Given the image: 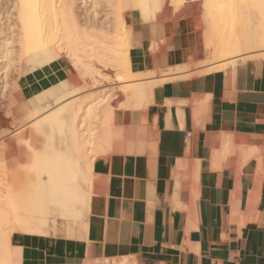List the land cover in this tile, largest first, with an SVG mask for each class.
<instances>
[{
	"label": "crops",
	"instance_id": "crops-1",
	"mask_svg": "<svg viewBox=\"0 0 264 264\" xmlns=\"http://www.w3.org/2000/svg\"><path fill=\"white\" fill-rule=\"evenodd\" d=\"M142 21L124 16L130 70L151 75L135 81L158 85L141 100L120 92L111 117L121 138L140 146L116 131L117 151L92 162L86 229L14 232L19 264H264V58L232 75L203 71V37L190 17ZM61 69L19 77L21 96L62 77Z\"/></svg>",
	"mask_w": 264,
	"mask_h": 264
},
{
	"label": "bare ground",
	"instance_id": "bare-ground-1",
	"mask_svg": "<svg viewBox=\"0 0 264 264\" xmlns=\"http://www.w3.org/2000/svg\"><path fill=\"white\" fill-rule=\"evenodd\" d=\"M105 1L111 5L110 7L114 6L112 11L116 16L115 20L117 19L118 25H116L120 29L115 30L117 34L114 46L111 44L105 47H95L98 50H94L91 55L96 59L97 57L99 59V56L105 57L110 66L111 64L112 67L116 66L117 81L124 79V84L119 86L128 101L141 100L145 94L151 93L149 91L154 86V81L155 86L157 84V78L152 82L150 78V80L145 78L149 82L147 80L141 82L142 79L140 82H138L139 80L135 81L138 77H147L145 75H150V73H134L130 70L128 50L131 40L129 41L126 37L128 33L124 22V16L128 13H138L141 19L146 22L166 17L178 19L198 13L199 24L197 26L202 29L204 54L206 53L202 65L203 62L209 65L206 66L208 69L203 67V71H228L232 75L238 66L246 65L257 57H264V0ZM3 6V4L0 5V22L2 23V18H5V22L0 24V94L4 96V93L8 92H5L6 89L10 87L13 89L12 84L16 80H12L13 82L10 83L7 81V75L10 79H12L11 77L15 78L14 73L13 76H10L9 72L12 70H17L16 73L19 77L39 69L49 68L53 64L60 65L63 70L62 77L26 99L21 96L17 83L16 86L14 84L17 93L12 94V97L10 94L13 92L8 93L10 95L8 97L9 104L14 106L8 104L10 108L12 107L11 109L7 106L11 113L6 110L11 115V122L6 120L7 117L4 118L7 113L2 116L1 106L3 103L0 104V136L6 133L7 137H12L5 138L12 142V147L4 151V154H8L10 157V163L2 161L3 164L1 163L0 166V264H19V248L10 243V237L14 232L72 236L76 227L86 229V216L89 212L88 207L92 195V162L97 153L112 146L113 136H115L118 127H122L121 125L111 127L113 109L110 107L113 108V105L108 108L106 102V107L102 106L101 111L96 113L99 108L97 106L100 104L98 102H104V97L99 98L98 102L95 100L93 103V100V102L87 103L84 109L85 119L82 122L85 124L83 126L76 121L80 109L79 104L75 99H68L77 90L73 86L75 76L73 77L70 66L79 63L83 71H77V73L89 72L90 74L93 64L81 62L75 53L77 48L71 38L75 33L77 35L78 29L72 3L69 4L65 1L56 3L55 0H8L5 8ZM153 42L151 41V44ZM156 44H158V40ZM156 50L155 52L149 51L155 54L159 51ZM70 57H73V61ZM190 64H195V62ZM186 65L184 66L186 67ZM161 70L156 71L162 73ZM173 70L171 69V71ZM164 74L166 73L164 72ZM172 76L174 78V75ZM172 79L170 76V80ZM162 80H160L161 83ZM8 83L11 86L6 88ZM14 97L16 103L17 99L21 98L25 103L18 106L20 102L18 101L16 106L13 101ZM10 98H13L12 102ZM105 98L108 101V97ZM145 103L147 104V101ZM20 115H23L21 117L24 119L20 124L26 122V125L29 126L27 133L24 131L25 134L30 133V137L25 135L22 138L23 146L19 145L21 137H17V133H20V130L18 132L20 124H17L16 121L21 119L18 118ZM98 117L95 127L92 120L94 118L97 120ZM7 121L11 123L10 126ZM26 125L21 127L23 128L22 135ZM28 131L30 132L28 133ZM121 132L120 129L119 134L117 131V134L120 135L119 141L123 139ZM22 135L20 134V136ZM17 138L19 141H16ZM124 141L125 139H123ZM1 142L2 145L6 144L5 140ZM127 142L128 144L130 142V145L131 143L135 144L131 140ZM137 145L139 144L134 146ZM114 148L111 149L114 150L113 152L116 150ZM2 150L0 151L1 155H4ZM129 262L123 258L119 262L113 260L107 264H131ZM104 263L102 261L100 263L86 262V264Z\"/></svg>",
	"mask_w": 264,
	"mask_h": 264
},
{
	"label": "rangeland",
	"instance_id": "rangeland-1",
	"mask_svg": "<svg viewBox=\"0 0 264 264\" xmlns=\"http://www.w3.org/2000/svg\"><path fill=\"white\" fill-rule=\"evenodd\" d=\"M6 1H8V0H0V5L1 4L4 5L3 8H5ZM55 1H56V3H59L60 1H65L69 4L72 3V9L74 12V19H75V23L77 25L76 28L78 29L77 35L75 33L71 38L73 43L75 44V47L77 48L75 53L77 54V56L79 57L81 62H84V63L89 64V65L93 64L92 65L93 68L91 69L92 73L90 71V74H89V72L88 73L81 72L78 74L77 71L78 72L83 71V68L81 65H79V63L74 64V65L71 64V66H70L72 71H73V77L75 76L73 78V86H75L77 90H75L76 92L75 93L73 92V94H71L72 97L70 96V98H68V99L69 100H72V99L77 100L80 109H79L78 114L76 116V121L78 123H81L83 126L85 124V122H82L85 119L84 118V109H85V106H87V103L89 104L90 102H93V100H94L93 103H95V100L98 102L100 100L99 98H101V97H104L103 99L106 100L105 97H108L107 98L108 101L104 100V102L102 101L103 103L98 102L100 104L97 106L99 108H97L96 113L97 112L99 113L101 111V109L103 108L102 106H105L106 102H107V104H106L107 107L108 106L110 107L111 105H113V108L111 106L110 109H114L115 98L120 94L121 91L123 92V90L121 89L120 86L124 84V79L123 80L119 79V81H117L118 79H117V76L115 74L116 73L115 70L117 69L116 66L114 65V67H112L113 66L112 64L110 66V63H108V61L106 60L105 57L103 58V57L99 56V59H98V57L96 59L95 56L91 55L94 52V50H98L95 47H102V46L105 47L107 45L109 46V45L115 43L114 40H116L115 39L116 34H117L116 31L119 30L120 27L117 26L118 25L117 19L115 20L116 16L113 13L114 11H112V7H114V6L112 5V7H110L111 5L107 4L105 0H55ZM189 17L194 21L195 27L202 34V29H200L201 27L197 26V24H199L198 23L199 22L198 21L199 14L196 13V14L191 15ZM166 18H168V17H166ZM169 18L175 19L172 17H169ZM2 19H3V20H1L2 23L0 22L1 25L3 24V22H5L4 21L5 18H2ZM4 25H5V23H4ZM121 31H122V29H121ZM118 32H120V31H118ZM114 33H115V35H114ZM13 46H14V44H13ZM111 46H114V44ZM260 57L264 58L262 56H260ZM101 58H103V59H101ZM70 59L73 61V57H70ZM94 66H95L96 70L94 69ZM97 70H98V72H97ZM11 72H9L10 76H13L12 74L14 73L15 78L11 77L12 79H10L9 75H7L8 76L7 81H9V83H10V82H13L12 80H16L13 82L16 86L17 80L19 78V76H17V73H16L17 70L16 71L12 70ZM114 75H115V77H114ZM93 76H94V78H91ZM8 84H7L6 88L11 86V84H9V86H8ZM14 84H12L13 89L11 87H10L11 89L8 88V89L14 90V91H10V90L6 89L5 92L8 91L7 94L4 93L5 94L4 96L0 94V101H1L0 104L3 103V106H1L2 116H4L6 113L7 114L11 113L9 111V109L7 108V106L8 107H9V105L14 106L13 104H9L10 101L8 100L9 99L8 97H10V95L12 97V94L17 93L15 90L17 88L14 87ZM0 85H1V78H0ZM11 92H13V93H11ZM8 93L9 94L11 93V94L9 95ZM113 93L116 95L118 94V95L116 96ZM12 99L13 98H10L11 102H12ZM14 99H15V97H14ZM13 101L15 104L16 99ZM18 101H20L19 105L17 104ZM17 103L15 104L16 106L17 105L21 106V105H23V103H25V101H24V99L21 98L20 100L17 99ZM6 115L4 116V118L7 117L6 120L11 122V119H12L11 115L10 114L8 116H6ZM21 116H23V115H20L18 118L22 119L23 117H21ZM99 117L97 118V120H96V118H94L92 120V122H94L93 125L95 127L97 125L96 122L98 121ZM21 119H18L16 121L17 124H20V122H23L24 119H22V121H19ZM10 122H8V126H10L9 125V124H11ZM21 124L19 125L20 127H18L19 129L17 127L16 128L18 129V132L20 130V133H17V135H18L17 137L18 138L21 137L19 145L23 146V144H21L22 138L25 137V135L26 136L28 135L30 137V133H29L30 131H28L29 134H25L24 131H26V133H27V129H29L28 128L29 126H27L26 125L27 123L25 122V124H22V126L24 127V125H26L25 126L26 129L24 128L23 135H22L21 131L23 128H21L22 127ZM17 129H16V132H17ZM20 134L22 136H20ZM5 138L8 139V138H12V137H7L6 133L0 136V144L2 143L1 142L2 140L6 141L5 145L4 144L0 145V151L3 148L5 149V150L4 149L2 150L3 154H4V151H7V149L12 147V142H9ZM18 138L16 141H19ZM22 143H23V141H22ZM9 145H10V147H9ZM1 158H2V160H0V166H1L2 161H3V163H5V161H8V163H10V157H8V154L1 155V152H0V159ZM8 163L6 162V164H8Z\"/></svg>",
	"mask_w": 264,
	"mask_h": 264
},
{
	"label": "built area",
	"instance_id": "built-area-1",
	"mask_svg": "<svg viewBox=\"0 0 264 264\" xmlns=\"http://www.w3.org/2000/svg\"><path fill=\"white\" fill-rule=\"evenodd\" d=\"M186 136H189V133H186Z\"/></svg>",
	"mask_w": 264,
	"mask_h": 264
}]
</instances>
